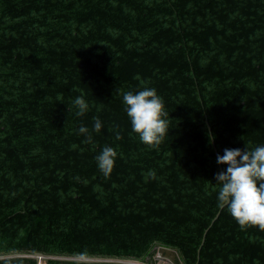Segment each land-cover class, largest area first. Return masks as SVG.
Returning <instances> with one entry per match:
<instances>
[{
	"label": "trees",
	"instance_id": "1",
	"mask_svg": "<svg viewBox=\"0 0 264 264\" xmlns=\"http://www.w3.org/2000/svg\"><path fill=\"white\" fill-rule=\"evenodd\" d=\"M146 87L169 112L158 148L123 104ZM106 146L117 152L107 178L96 160ZM259 146L264 0H0V255L161 264L164 245L183 264H264V230H242L215 184L227 169L218 154Z\"/></svg>",
	"mask_w": 264,
	"mask_h": 264
},
{
	"label": "clouds",
	"instance_id": "2",
	"mask_svg": "<svg viewBox=\"0 0 264 264\" xmlns=\"http://www.w3.org/2000/svg\"><path fill=\"white\" fill-rule=\"evenodd\" d=\"M74 105L77 116H83L89 111V104L82 96L76 97ZM125 111L131 120L133 132L139 134L141 141L151 148H158L168 135L169 112L164 110L163 98L155 88H144L142 91L123 93ZM162 116L164 118H162ZM118 127V126H117ZM102 123L94 117L93 131L100 132ZM78 134H85V143H92L91 134L85 126H80ZM119 132L116 139H121ZM117 152L112 147H104L96 157L98 167L107 178L114 168ZM218 164H226V171L215 174L216 183L220 185L218 203L227 207L242 230L247 225H258L264 230V146L250 150L240 148H225L223 155H217ZM149 176H155L150 172ZM259 183V186L257 184Z\"/></svg>",
	"mask_w": 264,
	"mask_h": 264
},
{
	"label": "water",
	"instance_id": "3",
	"mask_svg": "<svg viewBox=\"0 0 264 264\" xmlns=\"http://www.w3.org/2000/svg\"><path fill=\"white\" fill-rule=\"evenodd\" d=\"M8 256H31L37 260L39 259L47 260L49 258H54L60 260H70V261L86 262V263L113 262V263H122V264H149L146 261L133 257H105V256H90V255L83 256L80 254L79 255H48L42 252H35L33 254L0 255V257H8ZM163 257L167 258L171 264H183L178 259V253L174 248L164 245H159L157 259L159 260L162 259Z\"/></svg>",
	"mask_w": 264,
	"mask_h": 264
},
{
	"label": "rangeland",
	"instance_id": "4",
	"mask_svg": "<svg viewBox=\"0 0 264 264\" xmlns=\"http://www.w3.org/2000/svg\"><path fill=\"white\" fill-rule=\"evenodd\" d=\"M158 262L161 264H171L169 260L165 257H163L162 259H159Z\"/></svg>",
	"mask_w": 264,
	"mask_h": 264
},
{
	"label": "built area",
	"instance_id": "5",
	"mask_svg": "<svg viewBox=\"0 0 264 264\" xmlns=\"http://www.w3.org/2000/svg\"><path fill=\"white\" fill-rule=\"evenodd\" d=\"M37 264H46V263H45V260L39 259V260H37Z\"/></svg>",
	"mask_w": 264,
	"mask_h": 264
}]
</instances>
